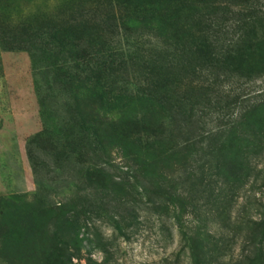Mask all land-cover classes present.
<instances>
[{
    "label": "rangeland",
    "instance_id": "374dc122",
    "mask_svg": "<svg viewBox=\"0 0 264 264\" xmlns=\"http://www.w3.org/2000/svg\"><path fill=\"white\" fill-rule=\"evenodd\" d=\"M101 1L0 7L19 20L71 7L98 15ZM215 93L197 112L205 130L225 123L214 140L181 144L142 122L131 134V106H105L116 144L96 159L51 161L36 147L38 185L26 152L42 129L31 60L0 41V264H264V68L230 75Z\"/></svg>",
    "mask_w": 264,
    "mask_h": 264
},
{
    "label": "trees",
    "instance_id": "16d2710c",
    "mask_svg": "<svg viewBox=\"0 0 264 264\" xmlns=\"http://www.w3.org/2000/svg\"><path fill=\"white\" fill-rule=\"evenodd\" d=\"M97 4L106 12L75 14L71 7L19 20L0 7L1 44L31 60L42 129L26 152L38 185L36 147L51 161L96 159L116 144L114 120L99 113L105 106H131V134L142 122L151 136L181 144L214 140L225 123L205 130L197 112L215 101L219 82L264 68V10L254 0Z\"/></svg>",
    "mask_w": 264,
    "mask_h": 264
}]
</instances>
